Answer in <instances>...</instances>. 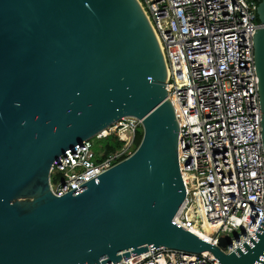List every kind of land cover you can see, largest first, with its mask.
<instances>
[{
	"label": "water",
	"instance_id": "obj_1",
	"mask_svg": "<svg viewBox=\"0 0 264 264\" xmlns=\"http://www.w3.org/2000/svg\"><path fill=\"white\" fill-rule=\"evenodd\" d=\"M259 1L253 42L264 154ZM169 78L138 0H0V264H118L162 247L210 252L220 264L260 261L264 225L226 253L227 238L216 246L174 221L186 187ZM125 117L142 121L135 152L55 196L57 160Z\"/></svg>",
	"mask_w": 264,
	"mask_h": 264
},
{
	"label": "built area",
	"instance_id": "obj_2",
	"mask_svg": "<svg viewBox=\"0 0 264 264\" xmlns=\"http://www.w3.org/2000/svg\"><path fill=\"white\" fill-rule=\"evenodd\" d=\"M138 1L165 58L166 89L180 128L186 200L174 221L216 246L227 238L232 245L225 252L231 253L256 238L264 225L262 113L253 42L261 27L260 1ZM141 127L138 118L125 117L67 151L50 173L53 194L62 197L129 158ZM110 138L120 147L97 155L93 139ZM53 171L61 179L57 186L51 183ZM118 264L220 263L210 252L162 247ZM256 264H264V255Z\"/></svg>",
	"mask_w": 264,
	"mask_h": 264
},
{
	"label": "rangeland",
	"instance_id": "obj_3",
	"mask_svg": "<svg viewBox=\"0 0 264 264\" xmlns=\"http://www.w3.org/2000/svg\"><path fill=\"white\" fill-rule=\"evenodd\" d=\"M139 132L143 134L144 130H143V127H141L139 129ZM93 143H94V150L95 152L97 153V155H100L101 152L106 148V146L108 144H113V142H111V139H104V140H96V139H93ZM136 150V147H134L132 150H131V153H134ZM118 162H116L115 164H117ZM61 179L59 177V173L57 171H53L52 172V175H51V183L54 185V186H57L59 183H60Z\"/></svg>",
	"mask_w": 264,
	"mask_h": 264
},
{
	"label": "trees",
	"instance_id": "obj_4",
	"mask_svg": "<svg viewBox=\"0 0 264 264\" xmlns=\"http://www.w3.org/2000/svg\"><path fill=\"white\" fill-rule=\"evenodd\" d=\"M142 138H143V134L140 133L138 136L136 148H138V146L140 145ZM110 139H111V142H113V144H111V145L108 144L106 146V155L114 152L115 150H117L120 147V142L118 140H115L116 138H110Z\"/></svg>",
	"mask_w": 264,
	"mask_h": 264
},
{
	"label": "bare ground",
	"instance_id": "obj_5",
	"mask_svg": "<svg viewBox=\"0 0 264 264\" xmlns=\"http://www.w3.org/2000/svg\"><path fill=\"white\" fill-rule=\"evenodd\" d=\"M205 239H207V237L203 236Z\"/></svg>",
	"mask_w": 264,
	"mask_h": 264
}]
</instances>
